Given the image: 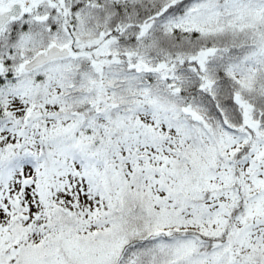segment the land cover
<instances>
[{"label": "snow or ice", "instance_id": "obj_1", "mask_svg": "<svg viewBox=\"0 0 264 264\" xmlns=\"http://www.w3.org/2000/svg\"><path fill=\"white\" fill-rule=\"evenodd\" d=\"M0 264H264V0H0Z\"/></svg>", "mask_w": 264, "mask_h": 264}]
</instances>
